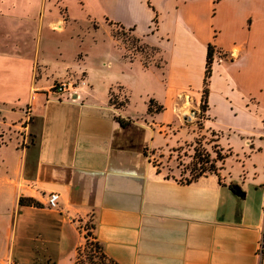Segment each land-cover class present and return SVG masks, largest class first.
Segmentation results:
<instances>
[{"label": "crops", "instance_id": "crops-1", "mask_svg": "<svg viewBox=\"0 0 264 264\" xmlns=\"http://www.w3.org/2000/svg\"><path fill=\"white\" fill-rule=\"evenodd\" d=\"M114 23L154 63L125 59ZM81 78L72 101L49 93ZM0 115V264H75L89 219L115 264H264V0H0ZM204 135L217 174L153 164Z\"/></svg>", "mask_w": 264, "mask_h": 264}, {"label": "trees", "instance_id": "trees-1", "mask_svg": "<svg viewBox=\"0 0 264 264\" xmlns=\"http://www.w3.org/2000/svg\"><path fill=\"white\" fill-rule=\"evenodd\" d=\"M117 28V29H116ZM114 29L122 31V35L130 34L131 38L136 42L139 43L140 46V53L132 48H130L128 45L126 46L124 42L120 40V34H116L114 30V36L115 38L121 43L124 49V58L127 60L134 59L137 55L140 56L141 61L145 66H148L151 63H154L153 57L156 53L155 48L148 47L147 45L143 44L140 39L135 37L133 35V32L131 29H126L123 26L114 23ZM142 50H149L151 52V56L145 57L142 54ZM212 57H213V50L212 48H208L207 52V59H206V66H205V79H204V88H203V94H202V104H201V112L202 108H204L206 103V97L208 93L207 84L208 79L210 77L211 72V64H212ZM158 64V63H156ZM118 100L119 104L113 100ZM110 103L119 108L124 106L127 103V97L125 94H115L111 91L110 93ZM152 109V101L149 102L148 110L150 111ZM117 121L122 125H127L126 122L121 121L120 119H117ZM216 160H209V154L204 153V151L201 150H195L194 153V159L195 162H193V168L190 170V173H192V177L190 179L185 180L186 183H191L195 180H197L199 177L205 175V174H217L220 167H218L217 164L222 162L226 158V154H222L219 150L216 152ZM208 163H210L209 166H206ZM199 165V168L197 166ZM198 169V170H197ZM196 170V172H194ZM233 188V186H230ZM22 204L25 205H34L37 206L38 204L34 203L32 200H23L21 201ZM82 227V231L84 232V242L83 244L77 249V255L75 259V264H82L80 263V256L81 253L86 252V262L84 264H115L112 260L108 259L106 255L103 252L102 246L95 240L92 230L94 229V226L91 224V220H88V223L84 224ZM95 257L98 261H95Z\"/></svg>", "mask_w": 264, "mask_h": 264}, {"label": "rangeland", "instance_id": "rangeland-1", "mask_svg": "<svg viewBox=\"0 0 264 264\" xmlns=\"http://www.w3.org/2000/svg\"><path fill=\"white\" fill-rule=\"evenodd\" d=\"M98 17H100L98 15ZM96 21L98 23H102V20L100 19H96ZM117 29V28H116ZM115 30L116 34H120V40L122 42L125 43V45L129 46L130 48L138 51L140 53L139 50L140 49V44L136 43L130 36V34H125L122 35V31L120 30ZM142 54L145 57H150L151 56V52L149 50H142ZM137 57H140L137 55ZM83 79V78H81ZM73 80V79H70ZM80 80V79H78ZM67 81V80H66ZM76 81V80H73ZM87 85V84H86ZM115 102H117L119 104L118 100H113ZM136 103L138 104V106L140 105L138 100L136 101ZM21 120L23 119V114L21 111ZM200 119V118H199ZM197 117V127H199L200 125V120ZM8 121H5L4 117H2L0 115V142L1 143H5L7 141V137L12 138V136L14 135V131L16 129H14L13 125H6ZM17 123V122H16ZM24 125V124H22ZM21 125V126H22ZM18 132H21V129H17ZM16 131V132H17ZM191 133V132H190ZM18 138H20V144L23 147L24 146V142L23 140H21V135H16ZM1 139L3 140V142L1 141ZM212 139L213 136L212 135H204V136H199L194 143H185L183 146L178 147V148H170V149H162V150H154L151 152V159L153 164L157 167V170L159 172H162L165 176H173L176 177L177 180L184 182L187 179H190L192 177V173H190V170L193 168V162H195L194 157V153L195 150H201L204 151V153L209 154V160H216V152H218V149L216 148L215 145L212 144ZM1 152V150H0ZM264 162V156H259L256 162V165L258 167L259 172L262 170L260 169L262 166V163ZM210 163H208L206 166H209ZM216 165L219 166V164ZM197 168H199V165L197 166ZM198 170V169H197ZM196 172V170L194 171ZM88 223V221H87ZM84 234V232H83ZM95 261H98L97 258L95 257ZM86 262V252L81 253L80 256V263L84 264Z\"/></svg>", "mask_w": 264, "mask_h": 264}, {"label": "built area", "instance_id": "built-area-1", "mask_svg": "<svg viewBox=\"0 0 264 264\" xmlns=\"http://www.w3.org/2000/svg\"><path fill=\"white\" fill-rule=\"evenodd\" d=\"M85 86H86V82L84 79H80L76 81L73 80L61 81L54 83L50 87L49 93H51V95L55 97V99L57 100H60L62 95L66 94L67 99L72 101L74 100L73 96L78 94V90ZM25 115H27V112H25ZM57 200H58V195L52 194L48 200V207L56 208Z\"/></svg>", "mask_w": 264, "mask_h": 264}, {"label": "water", "instance_id": "water-1", "mask_svg": "<svg viewBox=\"0 0 264 264\" xmlns=\"http://www.w3.org/2000/svg\"><path fill=\"white\" fill-rule=\"evenodd\" d=\"M192 116L194 115V113L192 112V114H191Z\"/></svg>", "mask_w": 264, "mask_h": 264}]
</instances>
